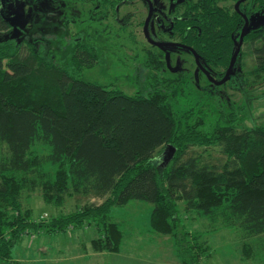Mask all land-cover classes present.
<instances>
[{"label": "trees", "instance_id": "1", "mask_svg": "<svg viewBox=\"0 0 264 264\" xmlns=\"http://www.w3.org/2000/svg\"><path fill=\"white\" fill-rule=\"evenodd\" d=\"M237 1L190 0L185 11L170 15L171 36L193 49L207 71L227 68L236 49L243 20L234 10ZM247 1L239 5L240 13ZM9 31V22L0 16V34ZM242 45L252 65L240 78L253 90L264 83V22L244 36ZM92 51L75 49V67L95 65ZM34 63L23 45L0 42L1 264H12L13 249L29 231L65 232L91 224L99 233L93 248L118 252L120 231L107 219L112 207L129 202L152 207L150 226L159 234L176 228L181 203L200 216H219L244 240L264 237V130H239V119L225 113L218 98L211 118L191 107L180 119L175 111L179 83L161 77V55L155 54L158 76L148 80L146 91L132 96L83 81L76 68L60 71L39 62L54 73L48 77ZM168 146L175 153L163 167L160 156ZM214 146L224 161L193 151ZM47 165L52 173L43 171ZM37 190L45 202L64 196L101 202L48 223L34 222L21 198Z\"/></svg>", "mask_w": 264, "mask_h": 264}, {"label": "rangeland", "instance_id": "2", "mask_svg": "<svg viewBox=\"0 0 264 264\" xmlns=\"http://www.w3.org/2000/svg\"><path fill=\"white\" fill-rule=\"evenodd\" d=\"M5 16H12L10 31L0 34V42L23 45L34 58L38 72L53 77L39 62L57 69L74 70L86 82L103 85L125 95L146 91L155 71V54L164 64L160 74L167 80L177 79L175 111L194 107L201 117L211 118L216 109L213 99L221 100V109L239 119V130H264V83L255 89L243 86L245 69L252 65L246 46L234 63L230 77L221 86L211 84L196 67L192 55L180 48H155L144 39L142 23L147 6L141 0H7ZM166 17L185 11L190 0H151ZM119 6L115 17L114 7ZM248 19L249 35L264 22V4L247 1L241 10ZM238 37L244 28L242 20ZM151 30L156 42L174 41L168 33L170 23L155 16ZM173 36V35H172ZM176 37V36H175ZM248 37V36H247ZM79 45V46H78ZM84 46L94 50L97 63L90 67H75L71 54ZM45 63V64H46ZM45 66V65H43ZM228 67V66H227ZM43 69V71H42ZM227 68H212L211 77L220 81ZM54 72V71H53ZM239 74V77L237 76ZM248 82V80L246 81ZM173 102V101H172ZM182 119V116H180ZM242 120V121H241ZM43 151L39 147L34 148ZM194 152L214 162L224 161L220 148L194 147ZM204 151V152H202ZM161 151L155 154L159 157ZM151 163L156 164V160ZM45 172L54 171L48 165ZM93 198L64 196L62 201H43L41 193L24 192L21 203L34 222L48 223L53 218L78 211L86 204H100ZM152 207L144 202H129L112 207L107 221L120 231L118 252L97 251L93 240L98 229L93 225L65 232L29 231L12 251V264H264V237L244 240L235 228L223 219L200 216L177 205V225L172 233L163 235L150 226ZM1 264V263H0Z\"/></svg>", "mask_w": 264, "mask_h": 264}, {"label": "water", "instance_id": "3", "mask_svg": "<svg viewBox=\"0 0 264 264\" xmlns=\"http://www.w3.org/2000/svg\"><path fill=\"white\" fill-rule=\"evenodd\" d=\"M245 1H247V0H239V1H237V2L235 3V5H234V10H235L238 14H240V15L242 16V19H243V21H244V28H243V30L241 31L240 35H239V39H238V42H237V44H236V49H235L233 55L231 56V59H230V61H229L228 67H227V69H226V72H225L223 78H222L220 81H218V82H216L212 77H210V76L207 74L206 70L200 65L199 60H198V56H197V54L194 52L193 49H191V48H189V47H186V46H183V45H179V44L154 43V42H152L151 40H148V42H149L150 44L156 46V47L175 46V47L185 48L186 50H188V51L192 54L196 66H197L198 69L202 72V74L205 75V77L207 78V80H208L211 84H213V85H215V86H221V85H223L225 82H227V80L229 79L230 74H231V71H232V68H233V66H234V63H235V61H236V59H237V56H238V54H239V52H240V49H241V46H242V43H243V38H244L245 35H247V34L249 33V28H248V24H249V23H248V19H247L244 15H242V14L239 12V10H238L239 5L242 4V3H244ZM149 5H150V4H149ZM151 13H152V7H151V5H150V7H149L148 18L146 19L145 24H144V35H145L146 38H147L146 26H147V23H148L149 18H150V16H151ZM147 39H148V38H147ZM174 153H175V149H174L172 146H168V147H166L164 153L160 156V165H162L163 167H165V166L169 163V161L173 158Z\"/></svg>", "mask_w": 264, "mask_h": 264}, {"label": "flooded vegetation", "instance_id": "4", "mask_svg": "<svg viewBox=\"0 0 264 264\" xmlns=\"http://www.w3.org/2000/svg\"><path fill=\"white\" fill-rule=\"evenodd\" d=\"M142 2H144L145 4H146V6H147V15H146V18L144 19V22L142 23V35L144 36V39L146 40V42L148 43V44H150L149 42H148V40H151L152 42H154V43H166V44H179V45H183V44H181V43H179L176 39H174V41H168V42H156V41H154V39H152V37H151V35L152 36H155V34H153V32H152V30H151V23H152V21H153V18L155 17V16H157V17H161V18H163L164 20H166L168 23H170V26H172V18H171V16L170 17H166L161 11H159V10H157L156 8H155V6L153 5V3H152V1L151 0H141ZM151 5V7H152V13H151V16H150V18H149V21H148V23H147V26H146V33H147V38L145 37V35H144V24H145V21H146V19L148 18V14H149V7H150V5ZM121 5H122V3H119L118 5H116L115 7H114V13H115V17L117 16V14H118V10H119V6L121 7ZM7 6H8V1L7 0H0V16L4 19V20H6L7 22H9L10 23V21L12 20V16H5V10L7 9ZM168 33L170 34V29H169V31H168ZM172 37V36H171ZM173 38V37H172ZM150 45H152V44H150ZM79 46V45H78ZM153 46V45H152ZM183 46H185V45H183ZM81 47H83L84 48V46H81ZM154 47H156V46H154ZM169 48L170 47H175V46H168ZM187 47V46H186ZM78 48V47H77ZM77 48H75V49H77ZM156 48H165V47H156ZM175 48H180V47H175ZM74 49V50H75ZM79 49V48H78ZM180 49H183V50H185V51H187V52H189L188 50H186L185 48H180ZM190 53V52H189ZM191 54V53H190ZM192 55V54H191ZM193 57V56H192ZM193 60H194V58H193ZM198 60H199V58H198ZM236 62V61H235ZM195 63V62H194ZM199 63H200V61H199ZM196 65V64H195ZM200 65H201V63H200ZM202 66V65H201ZM197 67V66H196ZM203 67V66H202ZM198 68V67H197ZM205 69V68H204ZM233 69V68H232ZM206 70V69H205ZM211 70V69H210ZM200 71V70H199ZM201 72V71H200ZM206 72H207V74L211 77V75H210V71H207L206 70Z\"/></svg>", "mask_w": 264, "mask_h": 264}]
</instances>
